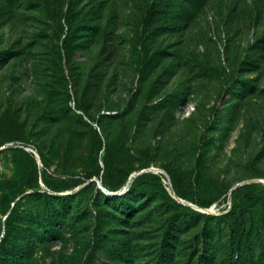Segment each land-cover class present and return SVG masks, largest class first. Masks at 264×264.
I'll return each mask as SVG.
<instances>
[{"label":"rangeland","instance_id":"1","mask_svg":"<svg viewBox=\"0 0 264 264\" xmlns=\"http://www.w3.org/2000/svg\"><path fill=\"white\" fill-rule=\"evenodd\" d=\"M262 181L264 0H0V264H264Z\"/></svg>","mask_w":264,"mask_h":264},{"label":"trees","instance_id":"2","mask_svg":"<svg viewBox=\"0 0 264 264\" xmlns=\"http://www.w3.org/2000/svg\"><path fill=\"white\" fill-rule=\"evenodd\" d=\"M253 185L255 186V189H257L258 191H264V183L254 182Z\"/></svg>","mask_w":264,"mask_h":264},{"label":"water","instance_id":"3","mask_svg":"<svg viewBox=\"0 0 264 264\" xmlns=\"http://www.w3.org/2000/svg\"><path fill=\"white\" fill-rule=\"evenodd\" d=\"M130 179V178H129ZM264 183V181H262Z\"/></svg>","mask_w":264,"mask_h":264}]
</instances>
